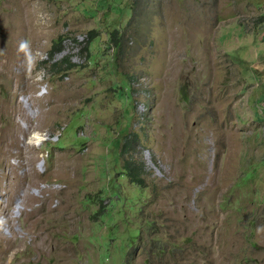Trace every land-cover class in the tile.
I'll return each instance as SVG.
<instances>
[{"label":"rangeland","instance_id":"obj_1","mask_svg":"<svg viewBox=\"0 0 264 264\" xmlns=\"http://www.w3.org/2000/svg\"><path fill=\"white\" fill-rule=\"evenodd\" d=\"M0 236V264H264V0H0Z\"/></svg>","mask_w":264,"mask_h":264},{"label":"trees","instance_id":"obj_2","mask_svg":"<svg viewBox=\"0 0 264 264\" xmlns=\"http://www.w3.org/2000/svg\"><path fill=\"white\" fill-rule=\"evenodd\" d=\"M88 35L89 36L87 37L85 44H87L89 41H91L96 36L93 30H91L88 33ZM111 37L113 38V40H115L114 42H117L116 41L118 39L117 30L111 32ZM60 49H61V46L59 45V42L54 41L52 44V51L50 53V57L52 58L54 53L60 51ZM63 64H66V67H68V68L70 66H72V64L69 62V57L61 59L59 62L55 63L54 66H57L60 68L61 65H63ZM129 147H130L129 141H126L123 144L121 151L123 152L124 150L128 149ZM122 167H123L125 172H121V174L124 173L130 182H134V183L139 184V185H144V178L141 176L143 173V165L141 162L136 161V160H132V159H126L123 162ZM138 235H139V232L135 233V235L133 236V240L135 237H138ZM130 243L131 242H129V244ZM163 253H164L163 248H160L156 255H158L160 258H162Z\"/></svg>","mask_w":264,"mask_h":264},{"label":"bare ground","instance_id":"obj_3","mask_svg":"<svg viewBox=\"0 0 264 264\" xmlns=\"http://www.w3.org/2000/svg\"><path fill=\"white\" fill-rule=\"evenodd\" d=\"M26 198H29L30 200H34L35 199V197H33V196H31V195H28ZM26 198H25V200H24V202L23 203H26ZM22 212V209L20 208L19 209V213H21ZM37 212V211H36ZM33 213L35 214V212L33 211ZM1 237V236H0ZM46 238V237H45ZM4 240V239H3ZM43 241V240H42Z\"/></svg>","mask_w":264,"mask_h":264}]
</instances>
